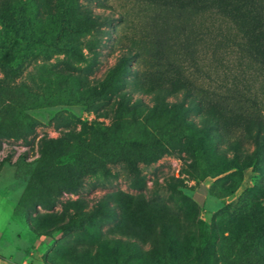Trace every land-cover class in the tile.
<instances>
[{"label":"rangeland","instance_id":"374dc122","mask_svg":"<svg viewBox=\"0 0 264 264\" xmlns=\"http://www.w3.org/2000/svg\"><path fill=\"white\" fill-rule=\"evenodd\" d=\"M144 1L219 13L154 50ZM263 1L0 0V59L15 53L0 62V129L14 133L0 130V264H264V154L244 128L255 113L235 102L251 89L264 118V75L223 16L264 52ZM119 116L123 136L162 142L157 160L128 151L76 192L33 182L44 138L88 140ZM105 194L123 207L114 215L95 212ZM84 214L83 228L58 229Z\"/></svg>","mask_w":264,"mask_h":264},{"label":"trees","instance_id":"16d2710c","mask_svg":"<svg viewBox=\"0 0 264 264\" xmlns=\"http://www.w3.org/2000/svg\"><path fill=\"white\" fill-rule=\"evenodd\" d=\"M144 2L152 7L151 15L149 16L150 30H148L147 42L154 50L165 47L171 41V38L185 35L189 26L193 24L192 20L195 15L206 13L207 11L217 12L215 10H204L189 18L179 13L171 15L168 13L167 6L161 3L156 4L152 1ZM223 16L236 27L238 34L242 37V41L238 42L241 47H243L248 57L253 61L247 62V66L256 69L258 75H264V52L258 50L257 52L255 49H252L250 45H245V42L247 43V41H249L248 36L251 32L248 33V31L244 29L246 23H241L242 26L236 25L229 15ZM232 18L235 19L234 17ZM70 31L71 27L65 16L63 17L61 36L59 37L61 39H57V43H53L52 46L55 49L60 48L58 44L66 38V35ZM178 43L177 41V44ZM185 44L186 43L182 42L179 48L182 49V46H185ZM63 46H66L65 43ZM14 54V50H8L5 55L1 57L0 62L6 64L13 61L12 58ZM124 62L123 59L117 68L119 72L127 70L124 66ZM1 89H3V82L0 80V91ZM249 90L250 94L252 93L253 96L242 93L240 98L235 100V102L239 104L241 110H244L243 106L248 105V109H251V112L255 113L256 116L248 118L244 128L248 136L254 140L259 153L264 154V118L259 114L261 111V101L258 99V94L256 92H252L251 89ZM183 96L185 100L187 93L183 92ZM120 105L121 107L124 106L122 103H120ZM172 105L175 107L180 106L178 103ZM251 115L254 114H247V117ZM122 122L123 118L119 116L117 122L113 126L96 127L92 137L88 140L71 142L64 136L44 138L40 148V157L37 159L38 172L33 174V182L48 190L55 191L58 194H61L63 189L76 192L82 187L84 177L98 170H106V163L108 160L117 161L122 158H127L128 151L140 156L139 158L145 163H151L157 160L159 158L158 152L161 151V148H164L162 142L159 139H155L153 143H150L141 138L125 137L122 134ZM207 123L212 126L217 125L214 123V119L210 117H208ZM0 130H2L1 135L3 137L10 138L14 136L13 131L9 128ZM46 202L50 204V201ZM72 204L80 206L81 201L77 199L72 201ZM120 208H123L122 205L118 201H115L111 194H105L100 198L99 207L95 212L111 216V214L114 215ZM81 217L82 220L80 223H77L73 217H71L66 223L60 224L58 229L72 231L76 228H83L84 222L91 219L92 215L84 214ZM115 239L112 238L111 240L117 243H123L124 241L122 238ZM130 242L135 247L140 246L136 241Z\"/></svg>","mask_w":264,"mask_h":264}]
</instances>
